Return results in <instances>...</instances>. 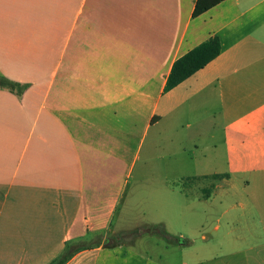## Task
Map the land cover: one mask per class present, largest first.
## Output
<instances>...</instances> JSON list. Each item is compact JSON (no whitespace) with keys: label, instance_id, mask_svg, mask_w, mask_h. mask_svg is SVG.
I'll return each instance as SVG.
<instances>
[{"label":"crops","instance_id":"crops-1","mask_svg":"<svg viewBox=\"0 0 264 264\" xmlns=\"http://www.w3.org/2000/svg\"><path fill=\"white\" fill-rule=\"evenodd\" d=\"M196 2L0 0V264H264V0ZM184 174L225 184L178 197ZM141 226L166 235L107 245Z\"/></svg>","mask_w":264,"mask_h":264},{"label":"trees","instance_id":"trees-1","mask_svg":"<svg viewBox=\"0 0 264 264\" xmlns=\"http://www.w3.org/2000/svg\"><path fill=\"white\" fill-rule=\"evenodd\" d=\"M223 0H197L194 16L201 15L202 13L208 11L210 8L214 7ZM221 42L218 37H213L208 41L200 44L193 50L189 51L182 57H180L173 65L171 73L168 77L165 91H169L172 88L179 85L181 82L192 76L198 70L204 68L209 62L214 60L221 53ZM150 231L158 234H165L163 229L154 226L146 229H138L131 231L130 233L120 234L113 238L107 240V245H115L128 236L134 238L141 233ZM82 249V246L75 247L73 245H68L66 250L53 262L50 264H65L75 252Z\"/></svg>","mask_w":264,"mask_h":264},{"label":"rangeland","instance_id":"rangeland-1","mask_svg":"<svg viewBox=\"0 0 264 264\" xmlns=\"http://www.w3.org/2000/svg\"><path fill=\"white\" fill-rule=\"evenodd\" d=\"M141 163H138V167ZM136 167V168H138ZM196 174H184V175H174L172 180L177 181V185L175 188L179 190L178 197H181V190H185L189 195L190 199H197L200 195L205 196L206 194L210 193V190L213 188V185L215 184H225V181L222 180V176H202L199 177ZM135 173L133 175L132 181L135 180ZM156 177V176H154ZM208 190H204V189ZM200 222V221H199ZM201 223V222H200ZM196 227L198 232H202L206 235H215V231L213 230L215 225L218 224L214 221H209L204 223V228H200L199 224ZM222 222V226H223ZM141 230L145 229L143 226H141ZM144 234V233H141ZM128 238V236H125ZM246 257L245 255H228V254H222L221 256L217 257L220 261L219 264H246ZM253 262V260H251ZM213 263V262H211Z\"/></svg>","mask_w":264,"mask_h":264}]
</instances>
